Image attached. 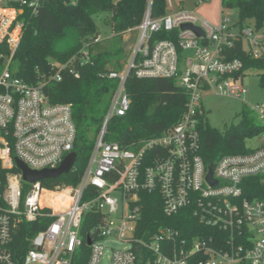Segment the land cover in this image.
<instances>
[{"label":"built area","instance_id":"1","mask_svg":"<svg viewBox=\"0 0 264 264\" xmlns=\"http://www.w3.org/2000/svg\"><path fill=\"white\" fill-rule=\"evenodd\" d=\"M44 1L0 0V264H19L16 238L38 222L42 229L26 237L21 264H73L75 252L83 242L89 245L88 239L92 244L87 264H99L102 241L112 236L129 246L113 251L111 264H264V200L245 196V180L264 177V102L252 107L263 128L258 147L210 163L199 153L204 90L234 97L248 92L243 60L227 50L241 45L246 55L264 60V25L242 26L229 17L214 25L184 9L153 18V0H148L127 63L108 74L117 84L80 182L75 187L58 185L49 201H43V180H25L16 159L33 170L55 169L75 151L73 108L51 103L44 87L51 80H63L65 73L79 78L76 65L92 62L88 42L69 61H54L53 74L37 84L15 75L11 66L26 21L38 14ZM189 23L200 27L204 36L182 29ZM174 30L175 39L153 37ZM190 50L193 54L182 67L181 53ZM131 73L176 78L187 102L173 128L122 146L106 136L111 119L131 108L126 89ZM211 163L214 183L208 180ZM143 192L162 196L168 216L191 208L197 222L212 231L187 238L180 228L161 226L138 234ZM89 213L101 219L92 234L83 237L82 223Z\"/></svg>","mask_w":264,"mask_h":264},{"label":"trees","instance_id":"2","mask_svg":"<svg viewBox=\"0 0 264 264\" xmlns=\"http://www.w3.org/2000/svg\"><path fill=\"white\" fill-rule=\"evenodd\" d=\"M152 4L153 18L167 14V0H153ZM222 4L237 12L242 26L264 25V0H222ZM147 8L148 0H45L38 14L28 17L20 46L13 57L12 70L31 84L48 79L53 74L51 66L54 61H69L84 44L91 42L92 62L76 65L81 73L79 78L65 73L63 80H51L44 87L51 103H66L73 108V120L78 128L75 147L78 159L70 173L42 181L43 201H49L58 185L75 187L80 182L117 84L108 74L122 69L120 57L136 42L137 28L143 22ZM104 11L111 14V38L116 46L114 51H96V46L102 40L96 42L100 33L94 16ZM70 27L78 31L79 43L69 50L56 49L55 38ZM176 33V30L160 31L153 37L175 39ZM126 36L128 40L124 38ZM227 52L231 57L243 60V75L252 69L260 70L261 84L264 85V60L246 55L241 45ZM2 61L0 59V64ZM126 89L131 97V108L124 116L111 119L106 136V140L118 141L122 146L163 134L179 122L186 109V91L174 77H137L131 73ZM262 130L261 126L249 125L243 120L240 125H232L225 134H221L203 122L200 126L202 141L199 153L208 163L226 154H242L248 151V141L259 137ZM245 191L249 199L264 200V177L245 180ZM140 204L143 212L138 223V234H142L144 229L156 230L161 226L180 228L187 238L212 231L197 222L191 208L182 210L176 216H168L162 196L157 193H141ZM100 219L99 214L89 213L85 216L82 223L83 237L92 234L94 225ZM30 226L31 231L26 229L14 244L19 264L27 249L26 237L42 229L43 223ZM90 250V246L83 242L73 256V264H87Z\"/></svg>","mask_w":264,"mask_h":264},{"label":"rangeland","instance_id":"3","mask_svg":"<svg viewBox=\"0 0 264 264\" xmlns=\"http://www.w3.org/2000/svg\"><path fill=\"white\" fill-rule=\"evenodd\" d=\"M172 2L174 3L173 6H170V4L167 6L168 13L179 11L181 8L186 11L190 10L198 14L201 18L208 19L214 25H219L222 17L232 18L234 22L239 21L238 14L234 9L222 10V0H172ZM94 21L97 24L100 39L102 40L96 46V51L104 52L106 49L114 51L116 46L111 38L113 35L111 14L107 11L99 13L94 16ZM124 38L129 39L128 36ZM78 43V31L70 27L63 35L55 38L54 45L58 50H69ZM135 43L131 44L129 49L125 50L120 57L123 64L122 68L127 63L130 57L129 54L134 48ZM192 54V50L181 53L180 64L182 67H185L186 59ZM51 67L53 73V66ZM261 79L260 70L252 69L246 72L244 74L243 84L249 90L247 93L242 94L241 97L222 96L209 88L205 89L202 95L204 121L221 134H225L227 129L232 125H240L243 120H246L249 125L255 124L258 126L261 120L257 118L252 107L259 102H264V85L261 84ZM259 145V137L250 139V143H248L249 147H258ZM102 242L105 248L99 264H111L113 251H123L129 246L128 242L119 241L115 236L106 238Z\"/></svg>","mask_w":264,"mask_h":264},{"label":"water","instance_id":"4","mask_svg":"<svg viewBox=\"0 0 264 264\" xmlns=\"http://www.w3.org/2000/svg\"><path fill=\"white\" fill-rule=\"evenodd\" d=\"M182 29L183 30L192 29L198 36H204L203 30L193 23L183 24ZM77 159H78L77 151L75 150L74 152L68 154L65 157V160L57 168L55 169L45 168V169H40V171L29 168L28 165L24 161H21L19 159H16V160H17L19 169L23 173L24 179L30 182H36V181H41V180H46V179H56L59 176H62L63 174L70 173L73 170ZM213 170H214V163H211L209 166L210 174L208 176V180L211 183L216 182L213 177L214 175ZM88 242H89V245L92 244L90 239H88Z\"/></svg>","mask_w":264,"mask_h":264},{"label":"crops","instance_id":"5","mask_svg":"<svg viewBox=\"0 0 264 264\" xmlns=\"http://www.w3.org/2000/svg\"><path fill=\"white\" fill-rule=\"evenodd\" d=\"M173 4H174V3L172 2V5H171V6H173ZM181 9H182V8H181ZM167 14H170V13L167 12ZM137 31H138V29H137ZM137 37H138V35H137ZM137 39H138V38H137ZM136 41H137V40H136Z\"/></svg>","mask_w":264,"mask_h":264}]
</instances>
